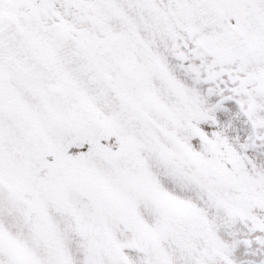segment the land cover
I'll return each mask as SVG.
<instances>
[{
  "label": "snow or ice",
  "instance_id": "1",
  "mask_svg": "<svg viewBox=\"0 0 264 264\" xmlns=\"http://www.w3.org/2000/svg\"><path fill=\"white\" fill-rule=\"evenodd\" d=\"M0 264H264V0H0Z\"/></svg>",
  "mask_w": 264,
  "mask_h": 264
}]
</instances>
